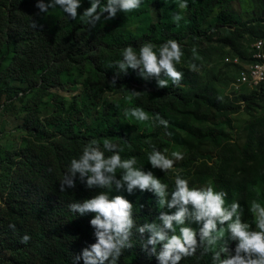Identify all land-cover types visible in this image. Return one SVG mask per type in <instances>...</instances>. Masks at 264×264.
<instances>
[{
	"label": "rangeland",
	"instance_id": "1",
	"mask_svg": "<svg viewBox=\"0 0 264 264\" xmlns=\"http://www.w3.org/2000/svg\"><path fill=\"white\" fill-rule=\"evenodd\" d=\"M90 6L91 0H82L78 17ZM162 11L158 0H142L139 9L118 13L119 17L107 22L102 20L110 32L96 33L94 60L89 61L83 71L81 68L65 69L62 85L58 88L40 93L28 81L13 80L14 97L0 102V263L11 264L15 252L3 243L7 221L4 202L8 200L11 186L8 174H11L12 163L18 149L28 140L23 126L27 120L37 118L48 122L55 114L72 117L77 131L86 127L83 118L90 124L111 123L132 141L124 152L137 154V140L141 141L146 147L141 152L142 167L153 171L170 190L177 173L188 179L192 186L211 184L217 191L228 193L229 204L239 202L242 219L255 228L249 207L253 200L264 205V97L253 100L229 96L233 73L219 63L222 57L219 40L225 33L220 30L218 35L217 26L221 24L218 21L225 19L237 26H259L264 30V0H221L204 15L201 24V30L211 37L210 41L191 35L175 39L182 45L184 53L177 65L184 73L180 86L169 82V87L158 88L155 78L144 80L129 69L127 75L119 76L128 88L116 86L117 78L116 85L110 83L109 89L90 92L87 78L90 74L95 76L98 61L102 60L101 65L107 69L111 58L117 61L122 58L124 48L131 45L136 49L148 38ZM62 14L63 10L57 7L49 9L44 16L50 25H54ZM181 24L185 31V23ZM101 42H106V46L103 47ZM192 64L197 66V71L190 70ZM116 72L117 69L110 72V82ZM131 90L142 93L137 97ZM134 107L142 108L153 119L137 121L126 117L124 110ZM157 114L168 121L167 127L154 119ZM210 131L216 136L215 143L197 139ZM157 138H163L167 143L160 141L157 149L166 150L165 154L170 158L174 151L183 155V159L176 161L166 174L152 168L148 162V154L154 149L152 142ZM132 147L136 149L129 150ZM28 224L27 228L36 226L35 221ZM192 226L200 227L196 223ZM231 243L234 241H229V247Z\"/></svg>",
	"mask_w": 264,
	"mask_h": 264
},
{
	"label": "trees",
	"instance_id": "2",
	"mask_svg": "<svg viewBox=\"0 0 264 264\" xmlns=\"http://www.w3.org/2000/svg\"><path fill=\"white\" fill-rule=\"evenodd\" d=\"M219 1L221 0H187L188 7L184 11L178 8L177 0H158L163 7L162 14L143 43L150 41L159 46L168 39L181 40L187 35L204 37V40L210 41L211 37L201 30V24L204 15ZM38 2L39 0H0V102H7L14 97L16 89L13 80L28 81L40 93L58 88L62 85V73L65 69L81 68L83 71L87 63L94 60L93 54L97 51L94 48L96 33L110 32L103 26V19L93 28L81 16L77 15L73 19L66 13L54 25H50L37 7ZM177 13L184 17L179 25L172 19ZM119 16L120 14L115 18ZM33 21L37 23V28L32 27ZM182 22L186 25L185 31L181 28ZM219 23L218 35L220 30L225 33L219 40L222 51L219 63L229 71V67L222 64L223 57L231 54L245 58L249 44L256 38L264 37V30L259 26H237L225 19L218 21ZM101 44L105 47L107 43ZM139 46L135 50L138 51ZM109 61L107 69L111 70L103 67L100 60L96 65L95 76H88L90 92L99 93L111 87L110 72L116 70L111 66L117 60L111 58ZM118 78L116 86L128 88V84L121 77ZM238 97L258 100L264 97V92H251ZM77 111L80 112L79 107ZM83 120L86 127L81 131H77L72 117L62 114H55L48 122L39 118L27 120L23 126L28 140L18 149L12 163L11 174H8L11 186L8 200L4 202L7 221L3 234H6V240L3 243L7 249H14V264H73L74 255H79L84 247L96 240L94 228L90 225L95 214H74L68 205L75 200L91 198L101 189L88 188L85 183L80 182L77 174L76 188L61 192L60 180L71 160L79 157L90 140L96 139L102 145L105 139H109L118 143L122 149L131 146L132 141L111 123L90 124L84 118ZM197 139L216 142V136L211 131ZM160 141L167 144L163 138H157L152 142L155 149ZM137 145V154L123 151L121 156L135 157L137 166L142 167L141 163L144 161L141 152L146 147L140 140H137ZM135 149L132 147L129 150ZM117 178H120V174H117ZM112 195H123L134 204L137 224L155 221L161 211L156 204L157 197L150 191L136 189L128 193L121 190L113 191ZM172 211L174 210H169ZM31 221H35L36 226L27 228ZM9 224H15V230ZM25 234L30 235L31 239L27 244H22L21 237ZM148 235L145 233L141 236L134 232L132 240L135 246L121 255L118 264H158L156 255H150L143 247L142 240ZM235 244L234 241L230 247L235 248ZM200 252L198 249L195 255L182 259L180 264H212V253L201 256ZM78 264H84L83 259Z\"/></svg>",
	"mask_w": 264,
	"mask_h": 264
},
{
	"label": "clouds",
	"instance_id": "3",
	"mask_svg": "<svg viewBox=\"0 0 264 264\" xmlns=\"http://www.w3.org/2000/svg\"><path fill=\"white\" fill-rule=\"evenodd\" d=\"M141 3L142 0H91V6L84 10L81 18L94 28L102 19L107 22L118 13L139 9ZM81 4L82 0H49L48 3L39 0L37 7L42 13L59 7L75 19ZM177 6L181 10L186 9L187 0H177ZM172 19L179 25L184 17L177 13ZM32 27L37 28L35 21ZM183 55L182 45L174 39H168L159 46L145 42L138 51L129 45L122 50V58L111 66L117 72L110 83L116 85L120 74L127 75L131 69L144 80L155 78L158 88L169 87V82L180 86L184 73L178 70L177 65ZM190 70L198 69L192 64ZM131 91L137 97L142 93ZM124 115L137 121L153 119L139 107L126 108ZM154 119L167 127L168 121L158 114ZM122 151L118 143L109 139H105L102 145L92 139L83 147L79 157L71 160L60 180L61 192L76 188L77 174L80 182L88 188L101 189L91 198L75 200L68 205L74 214H95L90 225L94 228L96 240L84 247L79 255H74L73 264H78L81 259L84 264H118L121 255L135 246L132 240L134 232L141 236L149 234L142 244L150 255H156L158 264H180L182 259L195 255L198 249L201 256L212 253V264H264V205L255 200L250 204L253 228L242 219L239 202H227L226 191H217L211 184L192 186L178 173L170 190L153 171L138 167L135 157L122 158ZM165 153L166 150L161 152L154 148L148 154V162L152 168L166 174L176 161L183 159V155L174 151L170 158ZM136 189L150 191L157 197L156 204L161 211L155 221L137 224L134 204L123 195H112L113 191L132 193ZM193 223L200 227H193ZM9 227L15 230V224H9ZM30 239V235L25 234L20 242L27 244ZM229 241L236 242L234 250L229 247Z\"/></svg>",
	"mask_w": 264,
	"mask_h": 264
},
{
	"label": "built area",
	"instance_id": "4",
	"mask_svg": "<svg viewBox=\"0 0 264 264\" xmlns=\"http://www.w3.org/2000/svg\"><path fill=\"white\" fill-rule=\"evenodd\" d=\"M222 64L229 67L233 76L229 82L230 97L251 92H264V37L254 39L247 48L245 58L227 54Z\"/></svg>",
	"mask_w": 264,
	"mask_h": 264
}]
</instances>
